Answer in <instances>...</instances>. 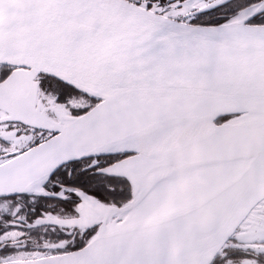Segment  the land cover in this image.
I'll use <instances>...</instances> for the list:
<instances>
[{
    "label": "snow or ice",
    "instance_id": "1",
    "mask_svg": "<svg viewBox=\"0 0 264 264\" xmlns=\"http://www.w3.org/2000/svg\"><path fill=\"white\" fill-rule=\"evenodd\" d=\"M0 264H264V0H0Z\"/></svg>",
    "mask_w": 264,
    "mask_h": 264
}]
</instances>
